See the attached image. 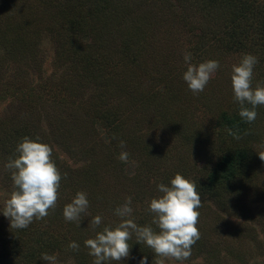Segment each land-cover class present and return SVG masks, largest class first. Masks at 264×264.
Here are the masks:
<instances>
[{
  "label": "rangeland",
  "instance_id": "rangeland-1",
  "mask_svg": "<svg viewBox=\"0 0 264 264\" xmlns=\"http://www.w3.org/2000/svg\"><path fill=\"white\" fill-rule=\"evenodd\" d=\"M149 1L142 4L135 1L134 11L128 14L131 17L126 22L123 21L124 16L120 17L121 13L110 10L112 18L116 17L117 22L108 26L109 35L103 30L98 32L100 36H109L114 40L113 48L115 49L113 51H116L117 42L122 46L126 42L128 54L120 52L119 57L117 56L120 63L113 60V65H109L107 71L98 67L96 71L99 70L100 73L94 75L87 70L81 71L82 64L75 62L74 65L77 66L74 67L73 72L76 73L78 69L80 72L73 75L71 71L65 74V68H62L60 63L61 58L57 55L61 46L59 41L65 36L61 35L59 30L51 29L52 26H62L68 21L65 16L68 12L64 11V5L59 6L55 13L51 14V19V16L44 10L47 6L51 8L50 0H0V208L13 190V183L8 177L10 172L5 169L4 165L8 160L7 157L14 155L18 141L16 137L9 136L15 133V127L20 128L23 124H27V127L34 133L33 138L39 136L43 142L53 148V159L60 171L68 167L71 171L76 169L84 175L82 181L77 172H73L71 181L75 182L76 193L82 189L87 194L91 191L95 192L96 195L93 196H96L97 202L89 206L88 212L93 217L102 216L101 229L104 225L115 226L119 223L120 218L114 214V210L124 205L127 197L132 198L131 217L137 224L140 223L142 217H152V214L146 211L148 207L146 202L160 195L157 191L158 184L167 183V177L157 179L156 173H153L156 162L161 157L160 153L153 147L149 152H135L136 158L133 152L127 151L129 152L127 162H123L120 167L118 165L110 167L107 160L111 149L98 148L97 144L98 141L108 145L109 140L104 127L107 124L96 121L86 123L88 112H80L82 108L79 105L93 100L97 102L94 104L100 106L91 109L90 115L98 111L101 112L100 114L108 111L116 115L118 121L124 126L118 136V144L120 140L125 142L132 139L137 142L144 140L150 145L163 144L165 150L162 153L166 150L172 151L166 162L169 164L168 167L166 166V172L181 170L191 165L192 175L198 176L207 175L214 167L217 158L209 153H204L203 158H199L183 154V147L180 152H174L173 146L180 148V139L173 136L170 125L160 119V110L157 108L161 103L152 92L165 90L176 94V97L187 98L186 93L190 90L183 80V73L187 68L183 61L184 50L191 52L193 64L198 65L209 59L219 61L220 68L203 91L205 99L209 98L206 107L209 120L203 124L201 122L202 125H194L200 126L203 134L207 133L217 144V136L220 132L218 124L222 121V112H230L232 104L237 105L233 100L231 67L234 63H238L243 54H251L250 48L244 47L236 50L225 44L228 41L231 42L233 32L241 31L239 19L236 21L230 19L228 14L223 15V10L203 7L202 0ZM79 3H81L80 0H78V5ZM83 4H86L83 7V10L85 8L86 10L82 11L81 15L86 16L92 11L90 9L92 1L83 0ZM61 9L65 15H62ZM220 13L222 14L220 17L223 16L221 20L215 17ZM144 14H147L145 19L142 18ZM224 22L227 23L224 24ZM13 34L25 41L21 40L20 45L19 38L12 37ZM72 40L73 38H70L68 42L71 43ZM83 40L89 44L91 37L86 35ZM260 42L261 40L257 46L259 51L254 53L255 56H259L260 65L254 69L253 87L257 82L264 83V51L263 48L259 49ZM26 44H36V52L32 53L33 47L26 49ZM65 50L67 51L66 48ZM74 56V60L80 62L78 61L80 55L75 54ZM81 63L84 67L92 64L91 61L86 62L85 60ZM93 64L96 63L93 62ZM68 76L72 77L71 84H69ZM117 78H120V81H116ZM218 85L220 89L217 88ZM107 87L111 89V92L106 91ZM217 89L222 90L220 97ZM258 107L264 110V106ZM90 115H88V121L92 119ZM197 116L198 113L195 117ZM197 120L200 119L197 118ZM252 124L244 134L238 133L240 139L228 136L222 143L223 149L232 144V146L246 145L256 153L264 150V121L261 124L259 122ZM188 129L191 127L189 126ZM4 132L7 137L6 149L2 148ZM222 132L227 134L223 129ZM181 142L187 144L184 139ZM132 144H134L133 140ZM250 172H255L256 176L253 179L264 186V161L259 160L253 164ZM134 175L136 177H132ZM88 176L90 179L87 178ZM250 194L252 197L255 196L254 193ZM73 197L74 195H70L67 203H70ZM201 201L202 207L199 209H205L208 201L203 197ZM247 201L241 199L243 204ZM62 206L63 201L60 195L55 209L57 220L46 219V221L51 222L53 232L59 233L64 230L70 238H63L59 246L48 249L50 253H47L57 257V264H80L75 256L77 251L67 249V246L71 241H76L80 245L79 250L86 248L84 241L95 236V232L88 227L91 217L84 218L79 225L76 222H67L63 217L64 207ZM212 206L216 208L214 203ZM256 206L261 215L258 220L254 221L248 218V222L259 230L264 227V201ZM232 209L233 211L228 214L219 211L213 215L219 216L220 213L223 218L222 224L225 220H229L233 226H239V223L243 222L239 218L243 217L240 216L242 213L238 211L235 214L237 210ZM198 211L200 215L197 226L207 224L209 217L202 216L204 214H201V210ZM4 219L9 225L3 224ZM2 224L4 229L10 228L9 219L0 212V228ZM153 228L155 229L156 226L154 225ZM224 230L221 229L222 241L219 246L218 234L204 232L205 235L210 236L207 237L210 249L206 253L219 250L218 254L211 258L205 251L204 255L197 253L203 248L192 247L191 256L182 264H264V234L262 232L258 237L255 251L250 249L252 248L251 239H244L243 246L246 245V248L251 251L248 250L246 254L239 256L229 250L230 254L226 252V242L229 236H223ZM129 243L132 244L130 257L119 262L112 261L110 264H139L145 254H153L144 245L136 243L135 237ZM28 245L31 243L23 244V248L26 250ZM144 249L145 254H141ZM2 253L3 241L0 238V264H9L5 262L7 255L1 257ZM86 253L88 254L87 248ZM154 256L153 254L148 257V264H152ZM89 258L88 264H92L93 257L89 256ZM15 261V264H22L21 260L16 259ZM36 264H46V262L39 257ZM165 264H181V262L166 260Z\"/></svg>",
  "mask_w": 264,
  "mask_h": 264
},
{
  "label": "trees",
  "instance_id": "trees-1",
  "mask_svg": "<svg viewBox=\"0 0 264 264\" xmlns=\"http://www.w3.org/2000/svg\"><path fill=\"white\" fill-rule=\"evenodd\" d=\"M53 1L54 0H50L51 8L50 6L44 7V10L47 11V14L51 16V14H54L61 5H64V11L68 12L67 15H65L61 9L60 11L62 12V15L67 16L68 21L63 23L62 26H52L51 29H56V31L59 30L61 35L65 36L63 40L60 39L59 41L61 46L60 50L57 51V55L61 58L60 63L62 68H65V74L71 71L73 75L79 73L80 70H87L89 73L95 75L96 73H100L98 72L99 70L96 71L98 67L103 71H107L109 69V65H113V60L120 63L117 60V56L119 57L120 52H125L128 54V51L126 50V42H124L123 46L121 43L117 42L115 44L116 51H113L115 49L113 48L114 40H112L109 36H100L98 32L103 30L107 33V35H109L110 31L108 30V26L117 22L115 21L116 17L112 18L110 10H116L114 12L118 11L119 14L121 13L120 17L122 18L124 16L125 19L123 21L126 22V20L131 17L128 16V14H131L132 11H134L133 3L135 1H139L141 4L150 2L149 0H91L92 4H90V6H92V8L90 9L92 11L87 13L86 16H82V11L86 10V8L83 10V7L86 5L83 4V0H80L81 3H79V5L78 0ZM178 1L180 2L183 0ZM202 3L204 5L203 7L216 8L218 10L220 9V11L223 10V15L228 14L229 18L232 20L236 21V19H239V27L241 31L233 32V35L231 36V42L228 41L225 44L231 48H235L236 50L244 47L250 48L249 52L254 55V53H256L258 50L257 46L259 45V40H261L259 49L263 48L264 51V0H202ZM124 9H126V11H124ZM221 15L222 14L220 13V15L215 17L221 20L223 19V16L220 17ZM146 16L147 14H144L142 18L145 19ZM226 23L227 22H224V24ZM256 32H258V35H256ZM86 35L91 37V42L89 44L83 40V37ZM11 36L19 38L20 45L21 40L25 41V39H21L14 34ZM70 38H73L71 43L68 42ZM35 45L26 44L25 48L29 49L30 47H33L32 53H35ZM75 54L80 55L78 60L80 62L74 60ZM256 57L259 58V56ZM84 60L86 62L91 61L92 64H88L87 66L85 65L84 67L83 63H81V61L84 62ZM75 62L80 65L82 64L80 70L78 69L76 73L73 72L74 67L77 66L74 65ZM93 62L96 64H93ZM68 63H70V65H68ZM97 64L102 66H98ZM259 65L260 62L255 66V69L259 67ZM68 78V81H70L69 84H71L72 77L68 76ZM115 80L120 81V78ZM217 88L220 89V85H218ZM219 89H217V91H219L218 96L220 97L222 90ZM106 91L111 92V89L107 87ZM152 93L158 98V100H160L161 103L157 108V110H160V119L164 123L170 125V129L172 133H174L172 135L178 140L180 139V148L173 146L174 152H180L183 147V154H187L192 157L197 156L199 158H203L204 153H209L210 155H213L217 158L216 164L207 175L204 174L193 176L191 165L185 166L181 170H169L166 172V169L169 166V164L166 162L171 156L172 151L166 150L164 153H162V151L165 150V146L163 144L150 145L144 140L137 142L134 139H132L134 144H132V140H128L126 142L125 150H122L119 147L117 140L124 126L118 121V117L114 114H110L111 112L109 113L108 111L103 114H100L101 112L98 111L93 115H90L89 111L93 108L96 109L100 105L94 104L96 102L95 100L92 102L82 103L79 105L80 108H82V111L80 112H88L87 114L92 117V119L88 121L89 116L87 115L86 123L96 121L98 123L104 122L107 124L104 127L109 143L108 145H104L97 141V144L99 146L98 148L102 149L107 147L108 149H111L107 160L109 161L108 165L110 167L112 165H118L119 167L123 165V162L118 159L121 151H130L134 154L137 151L149 152V150L154 147V149L160 153L161 157L156 162V167H154L155 170L153 173H156V175L153 173L152 175H155L157 179H163L164 176L167 177L166 184L169 186L171 179L174 178L175 174L177 173L182 174L184 177L186 176L185 178H191L190 180L196 185V190L200 197H203L208 201V205H206L205 209H198L201 210V214H204L202 216H207L209 219L207 224L197 226L200 231V239L192 247L203 248L202 250H199L201 252L197 253L204 255L208 249H210V242L207 238L210 236L205 235L204 232H209V234L211 232V234H218L219 239L217 242L219 246V243L222 241L221 229H225L223 236H229L227 239L228 243L226 242V252H228V254H230V251L242 256L250 249L255 251V248H257L256 243L259 240L258 237H260V233L262 232L264 234V227L259 230L255 229L252 224L248 222V218H251L254 221L258 220L259 215H261V213L258 212L259 210L257 209L256 204L264 201V186L260 182H256L253 179V177L256 175L254 174L255 172H250V169L253 164H256L260 160V158L258 153L249 149L245 143V146H232V144H229L223 149L222 143L225 142V139L230 135H228V133L225 135L222 132V129L226 131V129L231 128L234 132H242V134H244L248 128H251L250 126L253 125L252 123L256 124L259 122L261 124L262 121H264V110L257 107L256 120L250 124L239 116L238 105L232 104L230 112L223 111L221 114L222 121L218 124L220 127V132L218 133L216 144L215 140L212 141V138H210L207 133H205V135L203 134L204 132L200 129V126H194L195 124H201V122L203 124L207 122L206 120H209V112L206 108L209 98L205 99V92L202 91L198 95H194L191 91H189L186 93L187 98L176 97V94H171L172 92L165 90H159L158 92L153 91ZM174 102H176V104ZM89 103L94 105H90ZM197 113L198 116L195 117ZM197 118L200 120L198 121ZM189 126L191 129H188ZM22 127L25 130L21 129ZM22 127H15V133L9 137H16L15 139L17 141H20L21 138L25 136L33 138L34 133L27 127V124H23ZM4 134L5 135H2V138L4 139H2V148L6 149L7 137H5V132ZM114 136L116 137L115 139L113 138ZM182 139L187 141V144L186 142H181ZM134 156L137 158L135 154ZM9 157L10 156L7 158ZM73 172H77V175L83 181L84 175L76 169L71 171V169L67 167L64 171L61 170L62 180L59 192L61 193L60 195L63 201L62 207L67 204L70 195L75 196L76 194L75 182L71 181ZM63 173H67L66 179L63 178ZM8 177L11 179V174ZM132 177H136V175ZM87 178L90 179L89 176ZM82 191H84V189H82ZM250 193H254L255 196L252 197ZM93 195H96L94 191H91L87 194L89 206L97 202L95 200L97 199L96 196ZM241 199L248 201L243 204ZM212 203L215 204L216 208L212 206ZM232 208L237 210H235V214H237L238 211L242 213L240 216L243 217L239 218L243 220V222L239 223V226H233L232 222L229 220H225V223L222 224V215L220 213L218 214L219 216L213 215L219 211H223L228 214L230 211H233ZM211 214L212 216L210 217ZM46 219L57 220L56 210L49 212V215L43 220H36L26 229L11 230L9 228L6 230L3 228V224L9 225V223H7L4 219V222L0 228V238L3 241V253L1 257L7 255L5 257V259H7L5 262L9 264H15V260L17 259L18 261L21 260L22 264H36L37 259L41 257L42 253H50L48 249L54 246H59L58 244H61L63 238H70V236L66 234L64 230L59 233L53 232L54 230H51L50 226L51 222L46 221ZM151 220L152 217L150 218V216L142 217L140 218V223L138 225L143 226L150 224ZM246 238H250L252 241V248L250 249L246 248V245L243 246V241ZM29 242L31 245H28L27 249L25 250L23 248V244ZM259 247L261 248L262 246ZM144 251L145 249L141 252V254ZM218 253L219 250L211 251L210 253L206 254L213 258V256ZM153 254H145V256L149 257L153 256ZM75 256H77V260L80 264H88V260L90 259L89 255L86 253V248L78 250Z\"/></svg>",
  "mask_w": 264,
  "mask_h": 264
},
{
  "label": "clouds",
  "instance_id": "clouds-1",
  "mask_svg": "<svg viewBox=\"0 0 264 264\" xmlns=\"http://www.w3.org/2000/svg\"><path fill=\"white\" fill-rule=\"evenodd\" d=\"M183 61L187 66L183 80L194 95L204 91L220 68L219 61L215 59L193 64L192 54L187 50L183 51ZM258 63L255 55L243 54L238 63L231 67L233 100L238 105L239 116L248 123L256 120V108L264 106V83L257 82L253 87L254 69ZM226 131L235 139L241 138L231 128ZM119 147L126 148V142L120 140ZM257 152L260 160L264 161V150ZM128 157L127 151H121L118 159L127 162ZM4 167L11 174L13 190L4 200L0 212L9 219L11 230L26 229L34 221L43 220L50 211H55L60 197L62 173L53 159V148L49 144L39 136L21 138L14 155L8 158ZM63 178H67V173H63ZM157 191L160 195L146 202V211L152 214L151 223L143 226L131 217V197H127L126 203L114 210V214L120 218L119 223L115 226L104 225L102 229V216L93 217L88 212L86 192L78 191L71 202L64 206L63 217L67 222L79 225L84 218L91 217L88 227L95 232V236L87 238L84 245L88 255L93 257L92 264H110L112 261L129 258L132 247L129 241L133 237L136 243L144 245L155 254L152 264H165L166 260L180 261L182 264L191 256L192 246L200 239L197 225L200 215L198 209L202 207V201L196 185L177 173L171 179L170 186L160 183ZM79 248L76 241H71L67 246V249L73 251ZM40 259L46 264H57V257L47 252L42 253ZM139 264H148V257H142Z\"/></svg>",
  "mask_w": 264,
  "mask_h": 264
}]
</instances>
